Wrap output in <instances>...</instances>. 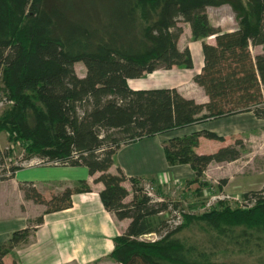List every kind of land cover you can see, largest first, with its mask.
Listing matches in <instances>:
<instances>
[{
	"label": "trees",
	"instance_id": "obj_1",
	"mask_svg": "<svg viewBox=\"0 0 264 264\" xmlns=\"http://www.w3.org/2000/svg\"><path fill=\"white\" fill-rule=\"evenodd\" d=\"M229 5L237 28L224 31L212 24L207 8ZM181 22L194 40H203L204 64L194 81L209 100L197 103L176 88L133 89L129 79L159 68H191L188 47L180 49ZM214 36L215 44L204 39ZM264 0H0V132L25 144L28 158L50 164L85 166L104 188V207L119 219L129 218L117 236L111 256L117 264H230L219 256L257 255L264 251V195L243 194L254 202L231 208L226 200L201 214H184L154 223L162 212L176 211L171 200H155L141 178L110 172L113 156L123 145L200 123L210 118L253 112L264 118ZM82 62L83 76L75 70ZM223 140L209 130L175 136L163 144L170 165L189 164L195 177L190 191L212 162L241 157L243 142L213 153L196 151L201 137ZM9 156L0 150V175L12 177L21 166H2ZM133 197L125 202L129 191ZM222 180L221 184H225ZM205 186V185H204ZM222 185H220L221 187ZM27 199L56 212L72 206V196L92 191L87 180L46 199L31 183L21 185ZM173 213V212H172ZM43 217L37 219L42 223ZM14 232L0 244V264L29 234ZM199 231L204 238L193 239ZM155 233L158 239L140 240ZM191 233V234H190ZM263 260V258H259Z\"/></svg>",
	"mask_w": 264,
	"mask_h": 264
},
{
	"label": "crops",
	"instance_id": "obj_2",
	"mask_svg": "<svg viewBox=\"0 0 264 264\" xmlns=\"http://www.w3.org/2000/svg\"><path fill=\"white\" fill-rule=\"evenodd\" d=\"M188 29L187 31L191 33L189 24ZM232 30L235 28L228 31ZM182 35L178 42L180 49ZM204 41L215 44V37L210 36V40L204 39ZM252 51H255L253 54L262 53L264 47L262 45L255 46L252 47ZM163 69L159 68L155 71ZM147 74L142 77L144 78ZM195 75L169 88H176L184 97L193 99L197 103H206L209 98L203 88L194 81ZM132 88L149 89L141 88L138 85ZM201 130L215 132L223 137V140L201 137L196 148L200 154L216 152L220 148L233 145L237 139H242L248 148L250 146L255 147L256 142L261 145L264 140V118H257L251 111L226 117L210 118L184 128L143 137L134 142L123 144L113 156L114 162L110 172L115 174L118 169H121L127 178H141L143 186L156 185L157 192L161 194L156 197L164 199L160 187H169L172 183H178L179 186L184 187L189 180L195 177V172L189 164L170 165L166 160L163 144L172 137ZM163 134H168V136H162ZM158 137L160 143L158 145L156 142L154 146L153 141ZM1 142L0 137V149ZM133 145L138 149L137 154L131 153L124 158H116L123 150L134 147ZM150 147L156 149L159 147L163 153L162 157H164L154 166L151 162L155 163L158 158L152 154L153 151ZM146 148L148 149L146 150ZM140 151L143 155H139ZM243 157L244 155L241 156V158ZM240 159L232 162L211 163L204 173L205 179H208L212 169L217 170L218 175L223 176L215 175L216 178L229 177L226 185L221 184L222 191L228 192L227 187L229 188L238 176L246 174L245 168L237 164ZM225 163H228L229 167H234L235 171H220V166ZM143 166L146 167V172L141 171ZM247 166L252 170L247 174L254 173L256 162ZM263 171L264 169L261 172ZM98 175H90L85 166L37 164L34 161L22 165L12 177L2 179L0 175V244L9 240L14 232L30 228L27 237L5 256V264H117L111 256L115 247L114 239L126 231L131 220L129 218L119 219L115 213L104 207L99 195L104 185L95 181ZM80 180H87L92 191L74 194L71 207L51 213L46 212L45 205L27 199L21 189V185L31 183L46 199H49L52 195L62 192L66 187L75 186ZM123 186L129 191L125 202H130L133 197L132 185L127 180L123 182ZM248 191L246 190V192ZM230 194L234 195L233 193ZM187 195H190V192ZM39 217H43L42 223H37ZM145 235L140 236L139 239L145 240L142 238Z\"/></svg>",
	"mask_w": 264,
	"mask_h": 264
},
{
	"label": "rangeland",
	"instance_id": "obj_3",
	"mask_svg": "<svg viewBox=\"0 0 264 264\" xmlns=\"http://www.w3.org/2000/svg\"><path fill=\"white\" fill-rule=\"evenodd\" d=\"M207 12L210 18V21L212 24L217 25V27H220L224 31L231 30L233 28H237V22L235 20V13L233 12L232 8L229 5H223L221 7H208ZM180 25L183 27V35L182 39L180 40V47L181 49H184L185 47L189 46V49L191 51L192 60H193V66L191 68H187L185 66H176V68L173 69H163L160 71H154L151 73H148L144 78H136V79H129L130 86L135 87L139 86L141 88H169L173 87L174 85H177L181 82L186 81V79H189L193 77L202 67L204 62V55H203V47L201 40H193L191 33H189L188 24L185 22H181ZM210 40V37L206 38L205 40ZM255 52V51H254ZM252 51V53H254ZM75 70L76 73L79 76H83L86 72V68L82 62H78L75 64ZM6 107V104H4V101L0 100V116L4 112ZM162 136H168V134H163ZM1 137V153L4 154L6 151L9 153V156L4 158V164L3 168L7 170V173L9 168L11 166H22L29 164L33 160L41 159L39 157H32L28 158V152L26 150L25 144L21 141L15 140L12 138L8 132L1 131L0 132ZM151 140V139H150ZM242 140V139H239ZM159 145L160 140L159 137L154 139L153 145L155 144ZM243 142L242 152L241 156L244 155L243 158H239L240 161L237 163L238 166H241L242 168H245L244 175H240L236 178L235 182L232 183L229 188L227 187V191H222L221 181L226 180L225 185L227 184V180L229 177L225 178H216L215 175H218L217 170L212 169L209 173L208 179H205L206 176L203 175L202 177V188L198 190V193H193L195 189H198L200 183H194L189 188L190 195H187L188 192L185 191L184 186L181 187L178 185V183H172L171 186L167 187H160V191L163 193V198L167 200H171L172 203L178 204V208L176 211H168V212H162L156 216L153 217L154 223H158L162 220H166L171 218L172 216L178 215L179 223L181 224L184 220V214L188 213H195V214H201L203 212L208 211L211 207L215 206L217 202L222 199L226 200L225 204H229L231 208H242L244 205V197L241 193L243 191L246 192V190H261L264 188V171L261 172L264 169V140L262 141L261 145H258L257 142L255 143V147L250 146L249 148L247 145H245V142ZM146 143V142H145ZM134 147H130L129 149L123 150L121 153H119L116 158L120 157H126L127 154L131 155V153L137 154V147L133 145ZM152 154L156 158H158L155 163L151 164L154 166L159 162V160H163L164 157H162V151L159 147L153 148ZM148 148H146L147 150ZM253 149V150H251ZM159 153V154H158ZM247 154V155H246ZM251 154V155H250ZM139 155H143L141 153ZM160 155V157H159ZM255 158V159H254ZM126 160V159H125ZM255 160V161H254ZM256 162L255 169L252 174L250 173L252 170L248 168L247 165H250ZM132 163V162H131ZM214 163V162H212ZM217 163V162H215ZM222 163V162H221ZM139 167V166H138ZM141 169V171L146 172L145 166ZM253 169L252 167H250ZM220 171L223 170V172H228L234 170V167H229L228 163H225L224 165L220 166ZM239 170V169H237ZM243 170V169H241ZM207 171V170H206ZM223 174V173H222ZM223 176V175H218ZM216 178V179H215ZM185 182V181H183ZM150 185V184H149ZM152 185V184H151ZM205 185V186H204ZM154 186V185H153ZM154 195H161L156 190V185L154 186ZM162 188V189H161ZM233 193L234 195L230 194ZM240 193V194H239ZM163 200V199H162ZM249 204V203H248ZM191 234V233H190ZM205 235L201 232L197 231L196 234H194L193 239H200L204 238ZM142 238L145 240L154 238V235H145ZM259 258H263V260H259ZM217 261H224L230 264H264V251L262 253H259L257 255H240V254H233L229 256H219V258H215Z\"/></svg>",
	"mask_w": 264,
	"mask_h": 264
},
{
	"label": "built area",
	"instance_id": "obj_4",
	"mask_svg": "<svg viewBox=\"0 0 264 264\" xmlns=\"http://www.w3.org/2000/svg\"><path fill=\"white\" fill-rule=\"evenodd\" d=\"M35 163H37V164H50V163H48V162H46L45 160H43V159H37V160H33ZM33 161L32 162H30V163H33ZM144 191H145V193H147L149 196H152V197H154L155 198V200H162V199H160V198H158V197H156L155 195H154V186L153 185H146V186H144ZM262 194L264 195V188H263V192H262ZM249 203V204H248ZM253 201L252 202H248V201H246L245 200V202H244V205L242 206L243 208H247V207H250V206H252L253 205ZM179 218L180 217H178V215H176V218H175V221H174V223H179ZM154 235V238H151V239H148V240H151V241H155V240H157L158 239V236L155 234V233H149V234H147V235Z\"/></svg>",
	"mask_w": 264,
	"mask_h": 264
}]
</instances>
